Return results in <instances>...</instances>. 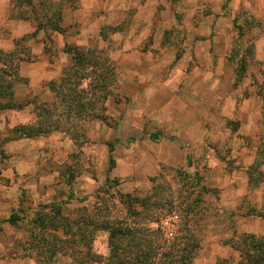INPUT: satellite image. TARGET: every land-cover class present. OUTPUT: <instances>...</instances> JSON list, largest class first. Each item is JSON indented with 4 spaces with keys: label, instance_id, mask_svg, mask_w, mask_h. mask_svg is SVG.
<instances>
[{
    "label": "rangeland",
    "instance_id": "obj_1",
    "mask_svg": "<svg viewBox=\"0 0 264 264\" xmlns=\"http://www.w3.org/2000/svg\"><path fill=\"white\" fill-rule=\"evenodd\" d=\"M9 2L8 17L26 18L31 27L16 39V55L53 66L44 83L30 87L23 76L15 83L13 99L23 105L21 110L0 111V264H52V254L62 250L63 240L67 250L82 248V227L87 242L80 255L86 264H103L109 253L108 233L89 224L95 215L113 223L129 220L133 216L128 201L131 209L143 203L138 227L144 245L155 242L163 247L157 258L172 253L174 264L242 263L233 249L241 237L264 239V0H121L113 8L89 2L88 7L99 8L97 17L113 13L117 19L104 20L97 28L99 38H88L85 47L76 46L73 35L64 41L60 33L37 32L33 19L39 6L26 12L19 7L23 0ZM59 2L61 21L56 25L64 36L65 6ZM232 20L240 27V37ZM5 34L0 38L6 39ZM88 50L95 51L111 74L93 94L89 67L83 65L80 75L70 77L79 66L77 52ZM228 56L230 66L224 62ZM240 59L245 65L238 82ZM62 66L74 83L71 103L61 99L67 89L54 95L49 91L59 88ZM176 67L182 69V78L217 82L205 95L212 103L210 150L168 144L164 134L171 129L159 127L155 119L170 100L162 80ZM55 73L57 78L52 77ZM140 73L148 78L145 82L139 81ZM185 79L184 91L192 93ZM140 93L146 95L139 100ZM92 97L86 109H77L82 116L94 110L104 121L81 118L73 132L64 125L65 135L57 128L35 139L9 140L16 129L37 120L43 103L50 108L54 101L62 117L77 100L84 106ZM240 99H250L255 118L239 120ZM224 113L229 116L225 120ZM226 139L230 143L217 148ZM157 168L159 173L151 177ZM12 215L19 219L10 225ZM59 253L57 262L67 264L69 259Z\"/></svg>",
    "mask_w": 264,
    "mask_h": 264
},
{
    "label": "trees",
    "instance_id": "obj_2",
    "mask_svg": "<svg viewBox=\"0 0 264 264\" xmlns=\"http://www.w3.org/2000/svg\"><path fill=\"white\" fill-rule=\"evenodd\" d=\"M64 1H62V4ZM60 2H54V0H23V2L20 4L19 7L23 8L24 11L32 10L34 9V6H39L41 8V11L39 15L37 14V17L33 19V22L36 26V31H50V32H56L63 34L64 30L62 28H59L58 25H56V22L58 24L61 21L60 17V11L58 12V6ZM53 12V14H52ZM25 21H28L26 18H18ZM237 22V21H236ZM233 25H235L237 33H239L238 37L241 36L240 34V27L238 24H235V21H233ZM111 32H117V28H110ZM37 31V32H38ZM100 37L103 38L101 32ZM18 40L14 41V49L9 52H3L0 51V111L2 110H21L23 108V105L16 104L13 95H14V85L18 81H21L25 78H22V76L19 74V66L20 63L24 61H28V58H25L23 55H16V46L18 44ZM77 51V50H76ZM68 53L69 51H65ZM92 52L95 51H85V52H77L78 60H76V63H78L79 66H77L74 69V72L70 76L71 78H76L78 75H80L81 71H83V65H86L89 67L92 72V87H90V94H93V88L95 90L98 89V86L100 85V88L103 87V83H106L108 78L111 77V74L109 73L110 69L107 68V66H104L103 62L98 57L94 56ZM239 51H236L237 53ZM234 53V52H232ZM232 56V55H230ZM230 56L227 57L228 62L232 65ZM245 61L240 59L239 60V69L237 70V73L239 72V78L238 82L241 78H243V67L245 65ZM236 73V75H237ZM65 70L62 71V77L59 78V80L56 82L58 85L57 90H52L49 88V91L54 95L56 93H61L63 90V93H67L66 89L68 90V94H64L62 96V102H70L73 100L72 95H69L70 87H72V84H74L68 77L66 76ZM108 77H107V76ZM69 76V75H68ZM110 76V77H109ZM64 77V78H63ZM107 77V78H106ZM66 79V80H65ZM8 96V98L6 97ZM59 98L56 96V100ZM90 101H85V105L78 100L76 101V106H73V110L70 112L66 109L62 112V117L57 113V107L55 102L53 101L51 103V107H46V104L43 103L42 107L40 108L38 114H37V120L31 124V126L25 125L18 129H16L13 132V136L9 139L10 141H15L19 139H35L39 136H44V134L49 135L53 131H56L58 129L62 130V132L66 133L67 130L64 127V125L69 126V131L73 132V127L81 118H87V120H105V116L100 115L98 113H95L94 110L87 114L85 113L84 116H82V112H79V110L83 107L86 109V103H93V97L90 98ZM10 102V104H2V103ZM71 103V102H70ZM79 108V110L77 109ZM104 111V109H102ZM58 128V129H57ZM29 130L34 131V135H30L28 133ZM25 131V132H24ZM152 138H156V136H151ZM109 152H112V149H109ZM110 165H113L112 159L110 158ZM152 182L154 178H151ZM129 202V201H128ZM126 202L125 204L128 207V211L130 212V215L133 217H130V221L128 219H119L115 221L114 223L111 222V218H108L106 216H99L95 215L96 219H93V222L89 224V227L97 228L98 230H102L108 233V248L109 253L107 257L104 259L103 264H174V261L172 262V253L164 254L161 256V258H157L159 251H161V248L163 247L158 246L155 242H150L147 245H144L145 241L141 238V230L139 226V218L142 215V210L145 209L143 203L141 201L138 202V206L131 209L130 202ZM101 217V218H100ZM19 219L18 216L12 215L8 223L10 225H13L17 220ZM95 222V224H94ZM74 223V222H73ZM71 224V223H70ZM85 225V222L84 224ZM76 227H79V225H76ZM81 227V226H80ZM84 228V227H82ZM81 228V235H78L79 241L78 245L82 246L79 247L77 250L75 247H70L68 250L66 248V240L62 241V250L58 251L62 252V257L65 259H69L67 264H86L87 260L80 255L79 252H84L86 248L82 245V243L87 242V236L85 237L84 231ZM67 229V227H66ZM70 229H67L66 232H69ZM241 244H236V246L233 248L234 250L238 251L240 260L242 263L240 264H264V239L256 237L252 234H247L246 236L241 237ZM74 244V243H73ZM73 244H69V246H74ZM149 251L147 252V250ZM170 249V247L168 248ZM57 251V250H56ZM166 252V251H165ZM56 253V252H55ZM52 254L51 262L52 264H63L62 262H57V255ZM61 253H59L60 255ZM43 260V258L41 259ZM244 261V263H243ZM47 262V261H45ZM44 263V262H43ZM66 264V263H65Z\"/></svg>",
    "mask_w": 264,
    "mask_h": 264
},
{
    "label": "crops",
    "instance_id": "obj_3",
    "mask_svg": "<svg viewBox=\"0 0 264 264\" xmlns=\"http://www.w3.org/2000/svg\"><path fill=\"white\" fill-rule=\"evenodd\" d=\"M59 1H64L63 4L65 7L62 9V21L64 23V26L67 27L68 30L64 36L62 34V40L65 39L64 41H69L70 39H67L66 36L68 37L73 35L76 39L75 40L76 46L85 47L88 38L90 37L93 38V36L96 37L97 39L99 38L97 28L104 20L109 23L110 19H114V20L117 19L115 17V14L113 13L106 14L107 15L106 17L104 16L97 17L99 15H97L96 13L97 11H99V8H97L96 10V8L94 7H88L87 6L89 5L88 3L95 2L97 6L100 5L101 3L102 5H107V7L111 5V7L113 8L121 0H54V2H59ZM8 3H10L9 0H0V8L1 7L5 8V9L3 8L4 11H0V28L1 30L3 28V31H6L5 34L6 39L0 38V51L3 52L12 51L14 49V40L27 35L29 31H31V27L27 26L25 21L13 20L10 19V17H8V11L6 9ZM239 5H242L241 2L239 3ZM241 12L247 14L244 11ZM89 17H91L92 20L90 21V23H86ZM252 17L253 16L248 15V18H252ZM252 20H255V18H252ZM21 29H23V31L25 29L26 30L24 32L23 31L21 32L20 31ZM3 31H1L0 34H2ZM156 37H157V32H156ZM156 45L158 46L157 42ZM65 54L67 53L65 52L62 53V55ZM224 62H226V64L230 66L228 59L226 57ZM52 66H53L52 63L50 62L24 61L20 63L19 74L28 79V83H29L28 85L30 87L31 86L35 87L36 85L44 83V81L50 75H52V71L50 68ZM45 67H49V69ZM62 70H63V66L61 71ZM198 70L200 72H203L202 67H199ZM181 73H182V69L176 67L174 68L171 76L167 80L165 79L162 80V86L167 87V89L169 90L168 96L170 97V100L168 104L164 106L160 110V112H158L155 115L156 116L155 119L156 120L158 119L159 127H163V129L165 130L166 127H169L171 129L170 132L164 134L165 137H168V140H166V142L167 141L173 143L175 142L179 148L183 147L188 151H193L198 149L210 150L208 143H210L209 138L211 136L210 109L212 103L205 95H208L207 92L210 90V86L211 85L214 86L217 82L215 83L214 80H209L205 82L206 79L202 77L196 83V81L194 82L193 77L187 79L182 78ZM139 76H140L139 78L140 82H145L148 79L141 73ZM52 77L57 78V73H55V75ZM184 79L186 80V84L192 85L191 88L192 93L189 91L188 92L184 91V87H183L185 86ZM145 95H146L145 93H140L138 95V99L139 100L143 99ZM224 100H225L224 102H227V99ZM188 101L191 102V107L187 105ZM248 103H251L250 99L248 100L243 99L240 101V106H242V110L238 114L240 116L239 120L246 117L247 115L255 118L257 113L253 111L252 107L250 108L251 104ZM221 104L222 103H219V106H221ZM139 106L143 107V104H139ZM247 108H249V110H247ZM129 110L130 109L127 108V111ZM171 110L174 112L173 115H169V113H171L170 112ZM253 112L255 114H253ZM222 117H224L223 119L225 120V117H229V116L224 113ZM92 121L98 123V120H92ZM224 130L225 131L223 133L224 135L223 137H227V128ZM63 134L65 135L66 133L62 132V135ZM220 143L221 144H218L217 148H221L222 143L229 144L230 142L229 140L226 139V140H222V142ZM207 158H210L209 154H207L206 159ZM158 173L159 171L157 168V170H155L154 173L151 174L150 176L155 177Z\"/></svg>",
    "mask_w": 264,
    "mask_h": 264
}]
</instances>
